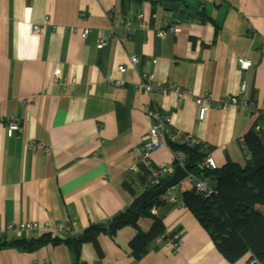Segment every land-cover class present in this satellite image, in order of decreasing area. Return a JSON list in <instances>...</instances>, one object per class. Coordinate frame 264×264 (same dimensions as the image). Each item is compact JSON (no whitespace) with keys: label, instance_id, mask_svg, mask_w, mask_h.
I'll use <instances>...</instances> for the list:
<instances>
[{"label":"crops","instance_id":"1","mask_svg":"<svg viewBox=\"0 0 264 264\" xmlns=\"http://www.w3.org/2000/svg\"><path fill=\"white\" fill-rule=\"evenodd\" d=\"M163 2L180 3L201 22L172 24ZM138 12L146 27L136 26L132 35L117 30L106 46L96 48V39L108 35L112 17ZM164 24L181 31L165 30L158 37ZM32 25L40 26L37 36ZM82 29L89 30L87 36H81ZM130 56L138 59L134 68ZM238 60L249 61L250 67L240 70ZM119 66L126 67L125 73H118ZM54 70L68 81L75 75V82L65 89L54 86ZM142 74L186 88L190 96L180 101L171 93L146 94L136 89ZM107 76L123 85L109 84ZM243 83V97L264 108V0H0V118L18 121L21 129L7 137L0 124V229L64 222L81 234L126 209L143 193L137 150L152 123L144 111L148 105L170 117L168 133L178 131L211 148L217 168L227 160L243 167L249 158L240 139L255 119L230 107L210 109L200 122L192 102L204 93L214 99L238 96ZM30 141L39 146L32 149ZM172 162L168 146L150 156L152 166ZM255 211L264 223V207ZM155 216L164 234L139 261L129 244L136 230L151 228L153 220L146 216L138 218L136 229L103 232L82 245L78 262L247 264L248 253L234 263L225 261L182 203L161 204ZM46 234L33 231L19 240ZM174 235L180 238L177 250L164 242ZM14 239L0 233V264L73 262L64 244L22 251L11 245Z\"/></svg>","mask_w":264,"mask_h":264},{"label":"trees","instance_id":"2","mask_svg":"<svg viewBox=\"0 0 264 264\" xmlns=\"http://www.w3.org/2000/svg\"><path fill=\"white\" fill-rule=\"evenodd\" d=\"M243 142L249 157L245 165L241 167L227 160L216 169L201 166L211 152V148L201 143L186 145L167 141V146L172 152L184 154L186 172L208 179L213 186L214 194L211 196L204 198L188 191L182 194L181 203L208 235L216 251L228 263H234L251 253L264 264V223L255 211L257 206L264 207V169L254 172L252 168V161L262 156V149L252 129L243 137ZM140 170L145 180L146 170L142 167ZM151 191H143L141 196L134 198L126 209L111 218L109 227L104 230L99 225H91L82 231L78 239H60L46 234L35 240L14 239L11 245L22 251H33L46 244H64L70 251L72 264H80L78 259L82 245L93 243L103 232L113 235L125 226L136 229L138 218L146 216L153 220L151 228L147 233L136 230L129 244L131 256L139 261L154 240L164 234L160 218L151 212L153 207L161 205Z\"/></svg>","mask_w":264,"mask_h":264},{"label":"built area","instance_id":"3","mask_svg":"<svg viewBox=\"0 0 264 264\" xmlns=\"http://www.w3.org/2000/svg\"><path fill=\"white\" fill-rule=\"evenodd\" d=\"M111 17V16H109ZM44 23L47 22V18L44 19ZM110 29L107 36H99L96 39L95 46L97 49L106 46L109 43V35L115 33L117 30H123L126 35H132L135 27L140 28L146 27V22L143 20V14L141 12L136 13L133 17L129 15L121 16L116 15L112 17L110 22ZM158 31L157 36L161 37L165 30L174 32L175 34L181 31L180 28L171 27L165 28ZM40 32V26L32 25L31 34L37 36ZM76 32V30H74ZM89 33L88 29H82L80 34L82 37L87 36ZM129 65L134 68L138 59L135 56H130L128 58ZM238 65L240 70H247L250 67V62L247 60H238ZM118 73H125L126 67L119 66L117 68ZM67 80L63 77L60 70H54L52 76V84L63 89L71 86L76 80L75 75H70ZM106 81L114 86L123 85L122 81L114 80L112 77L107 76ZM136 89L142 90L146 94H173L178 100L184 101L186 97H189V91L186 88H182L172 83L160 84L152 79L149 75H141L140 82L136 85ZM246 86L241 84L238 89V96H227L222 98L214 99L210 94L204 93L200 96L192 97V102L197 110L196 118L198 121H203L206 113L210 110H222L230 107L240 108L247 115L255 119L252 131L257 136L260 147L262 149V155H264V108H260L255 102L249 101L243 97ZM146 116L152 120L151 125L148 130L141 136L140 147L137 150L138 153V166H141L146 170V177L143 182V191L153 190L160 186V184L168 179L175 166H180L184 168L185 157L181 152H172L173 162L170 164H159L157 166H152L150 164V156L155 150L166 147L167 141L186 144V145H197L200 144L194 138L181 134L178 131H173L171 133L167 132V127L171 122L169 116L162 115L155 105H148L145 107ZM0 124L6 126V136L12 137L15 134L21 133L20 124L18 121L13 119H1ZM240 143L244 148L243 138L240 139ZM29 146L32 149H36L39 145L35 141H30ZM47 151V149H45ZM249 158V157H247ZM201 166L205 169H216L217 166L214 159L208 153L204 160L201 162ZM192 191L194 194L201 195L206 198L214 194L213 186L210 181L206 178L198 177L187 172V176L181 180L176 185L167 189L164 193L156 196V200L159 204L167 205H178L181 203V196L183 193ZM157 207H153L151 212L155 214ZM33 231H43L49 233L52 237H58L59 235L73 234L70 226L67 223H60L58 226L53 227L49 223H37V222H23L17 226L7 225L5 230L0 229V233L6 232L12 234L14 238L20 239L25 234H30ZM159 241V240H158ZM160 242V241H159ZM167 246L172 249L177 250L180 246V238L178 235H174L171 238L164 241ZM247 260V264H263L258 258L253 256L251 253Z\"/></svg>","mask_w":264,"mask_h":264},{"label":"water","instance_id":"4","mask_svg":"<svg viewBox=\"0 0 264 264\" xmlns=\"http://www.w3.org/2000/svg\"><path fill=\"white\" fill-rule=\"evenodd\" d=\"M162 7L166 9V11L172 13V24L178 25L182 22H189V23H199L201 22V18L196 14L186 10L185 8L180 7V3H165L163 2ZM252 168L254 172H258L261 169H264V155L255 158L252 161ZM187 176V172L184 168L180 166H175L172 175L165 179L159 187L153 189L151 191L153 196H158L164 193L170 187L176 185L181 180H183ZM110 222H106L104 224H100L99 227L104 230L109 227ZM81 236L80 233L75 234H67V235H59L58 238L60 239H78Z\"/></svg>","mask_w":264,"mask_h":264}]
</instances>
